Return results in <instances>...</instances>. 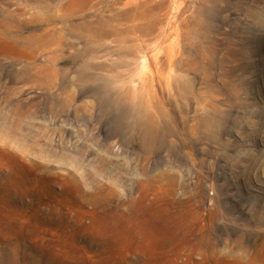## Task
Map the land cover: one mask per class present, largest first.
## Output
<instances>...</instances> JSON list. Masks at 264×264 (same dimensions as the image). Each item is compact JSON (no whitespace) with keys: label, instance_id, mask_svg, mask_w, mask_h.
Instances as JSON below:
<instances>
[{"label":"rangeland","instance_id":"obj_1","mask_svg":"<svg viewBox=\"0 0 264 264\" xmlns=\"http://www.w3.org/2000/svg\"><path fill=\"white\" fill-rule=\"evenodd\" d=\"M244 262L264 0H0V264Z\"/></svg>","mask_w":264,"mask_h":264},{"label":"bare ground","instance_id":"obj_2","mask_svg":"<svg viewBox=\"0 0 264 264\" xmlns=\"http://www.w3.org/2000/svg\"><path fill=\"white\" fill-rule=\"evenodd\" d=\"M149 12H150V10H148V8H146V6H142L140 8H136L135 10H133V13L129 14V16H133V17L141 18L142 20H145L147 25L142 28V31H144L145 33H148V31H152L153 30L152 23H151V20H150L151 17L148 15ZM97 32H99V31H97ZM119 33L120 32L116 28L112 27L111 30H110V35L115 37V38H118ZM96 34H98V33H96ZM237 259L240 260L239 262H241V260H242L241 258H237ZM245 264H254V263L247 262Z\"/></svg>","mask_w":264,"mask_h":264}]
</instances>
